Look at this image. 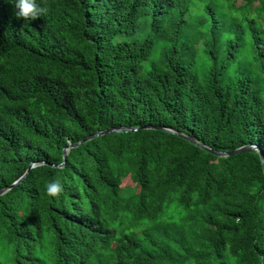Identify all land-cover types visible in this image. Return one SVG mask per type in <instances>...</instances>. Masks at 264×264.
<instances>
[{"label":"trees","instance_id":"1","mask_svg":"<svg viewBox=\"0 0 264 264\" xmlns=\"http://www.w3.org/2000/svg\"><path fill=\"white\" fill-rule=\"evenodd\" d=\"M39 2L0 0V264H264V0Z\"/></svg>","mask_w":264,"mask_h":264},{"label":"clouds","instance_id":"2","mask_svg":"<svg viewBox=\"0 0 264 264\" xmlns=\"http://www.w3.org/2000/svg\"><path fill=\"white\" fill-rule=\"evenodd\" d=\"M12 3L15 8L14 15L23 20L31 21L38 16H44L47 11L39 0H12ZM45 191L51 198H59L64 192V185L60 179H50Z\"/></svg>","mask_w":264,"mask_h":264},{"label":"water","instance_id":"3","mask_svg":"<svg viewBox=\"0 0 264 264\" xmlns=\"http://www.w3.org/2000/svg\"><path fill=\"white\" fill-rule=\"evenodd\" d=\"M135 129V128H134ZM133 129V130H134ZM120 130V128H109V129H104V130H101V131H98V132H95L94 134H92V135H89V136H87V137H85L84 139H82L81 141H79V142H77L76 144H79V143H81V142H83V141H85V140H87V139H89V138H92V137H94V136H97V135H101V134H105V133H110V132H116V131H119ZM190 141H192V139L191 138H188ZM196 143V142H195ZM76 144H69V145H67V147H65L64 148V152H63V159L65 158V156H66V148H68V147H71V146H74V145H76ZM198 145H200V144H198ZM201 147H203V148H205V149H207V150H209V151H211L212 153H214V154H216V155H219V156H226V155H229V154H233V153H238V152H241V151H247V150H252V149H254V148H256L255 147V145H252V144H248V145H244V146H241V147H239V148H237V149H235V150H233V151H231V152H219V151H215V150H211V149H209V148H206L205 146H203V145H200ZM258 150V149H257ZM261 153V152H260ZM261 158H262V153H261ZM262 165H263V172H264V159L262 158ZM32 166V164H30L29 165V167H31ZM28 167V168H29ZM28 170H26V172H27ZM26 172L24 173V175L26 174ZM23 175V176H24ZM22 176V177H23ZM21 177V178H22ZM21 178H19L18 180H16L14 183H12V185L13 184H15L16 182H18ZM2 192V189L0 190V193Z\"/></svg>","mask_w":264,"mask_h":264},{"label":"rangeland","instance_id":"4","mask_svg":"<svg viewBox=\"0 0 264 264\" xmlns=\"http://www.w3.org/2000/svg\"><path fill=\"white\" fill-rule=\"evenodd\" d=\"M238 3H239V2H237V4H238ZM165 27H166V28H165L166 30H169L170 27H171V23H167Z\"/></svg>","mask_w":264,"mask_h":264}]
</instances>
